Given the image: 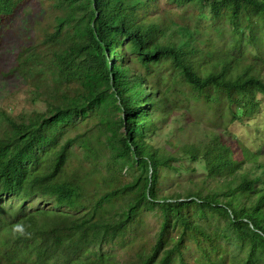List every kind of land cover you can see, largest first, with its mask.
<instances>
[{
  "label": "trees",
  "instance_id": "16d2710c",
  "mask_svg": "<svg viewBox=\"0 0 264 264\" xmlns=\"http://www.w3.org/2000/svg\"><path fill=\"white\" fill-rule=\"evenodd\" d=\"M21 1L0 0V23ZM51 1L58 16L53 31L17 57L21 74L48 91L42 96L47 110L32 114L30 121L5 114L12 134L0 139V194L26 200L36 194L70 212L42 209L37 215L0 218V225L17 228V238L10 243L0 237V246L28 252V264H114L105 247L115 244L138 247L135 258L123 264H264V173L237 181L245 173L246 158L261 166L257 159L241 151L239 141L236 147L220 142L213 122L203 121L211 141H191L182 129L170 143L176 154L187 137L183 151L192 162L205 163L206 179H191L184 191L167 190L174 158L146 140L165 120L166 95L171 105H178L187 101L180 94L185 90L196 100L212 101L215 94L219 106L234 105L230 113L236 120L257 109L256 95H264V81L248 71L237 72L231 63L230 69H213L216 62L198 67L197 56L186 48L176 51L160 42L162 23L137 0ZM184 1L210 3L212 22H230L242 39L247 40L249 30L248 41H259L240 24H264V0ZM61 35L73 40L68 49L61 47ZM136 72L139 76L130 82ZM146 87L163 102H152L149 114L128 112L144 105ZM120 110L124 112L118 117ZM80 114L86 117L75 137H69V121ZM214 177L219 178L216 187L209 186ZM99 181L105 189L94 196L93 184ZM171 183L181 187L183 182L172 177ZM148 205L159 222L156 236L141 233V215ZM122 209L125 216L118 218ZM215 217L225 226L214 224ZM222 242L240 244V254L220 252Z\"/></svg>",
  "mask_w": 264,
  "mask_h": 264
},
{
  "label": "rangeland",
  "instance_id": "374dc122",
  "mask_svg": "<svg viewBox=\"0 0 264 264\" xmlns=\"http://www.w3.org/2000/svg\"><path fill=\"white\" fill-rule=\"evenodd\" d=\"M137 2L146 4L149 14L157 16V20L162 23L160 42L169 45L176 51H184V48H186L188 52L194 55V58L197 56L196 65L198 67L199 65L208 67L216 62V67L213 69L220 70L228 65L230 69L231 63L232 68L237 72L248 71L250 75L257 76L264 81L263 23L260 25V22L257 21L253 24V27H247L243 22L240 24L244 29H251L255 39L259 40L257 43H250L248 41L250 40L249 30L245 33L247 40H244L239 36V33L232 32V23L215 24L212 22L210 20V3L194 4L187 3L184 0H137ZM53 4L55 2L51 0H22L14 14L0 23V139H6L12 134L4 119L5 114L17 121L21 117L30 121L32 120V114L44 113L47 110L48 103L42 97L44 91L47 90L35 87L28 75L21 74L17 57L26 48L34 46L44 33L53 31V26L58 20ZM62 31L64 34L67 29L65 28ZM72 42L71 38L63 36L61 47L64 50L68 49ZM39 50H41L40 47ZM222 60L227 64L221 63ZM165 75L163 73V76ZM138 76L137 72L132 73L128 79L131 82ZM52 81L50 77L48 86H53ZM164 90L165 88L160 91L163 92ZM187 92V90L184 93L180 92V94L187 97L185 103L171 105L167 100L168 95H166L164 103L159 94L157 95L155 91H151L149 87H146L144 89V105L135 110L128 108V112L149 114L151 112L149 106L152 102L157 100L160 103L162 101L165 105L162 109L165 120L157 123V130L147 135L146 140L158 148L167 149L168 155L174 158V170L169 171L170 176L166 179V183L169 184V187H166L167 190L184 191L186 187L190 188L191 179L200 177L206 179L208 172L205 170V163L203 161L202 163L192 162L191 155L183 151L188 149V145L185 144L187 137L182 138H185V142L179 144L180 150L176 154L171 153L170 143L171 139L180 133L182 129H186L191 134V141H199V144L211 141V133L203 132L207 128L201 124L203 121L213 122V131L216 132L220 142L224 141L229 144V147H236V141H239L241 151L244 149L248 156L256 158L261 164V166L254 165L253 161L246 158L245 173L239 174L237 181H241L246 176L254 178L262 172L264 173V95H256L257 109L252 114H246L233 120L230 107L234 105L224 103L219 106L220 103L219 101L216 103L217 96L215 94L212 101H208L196 100L197 98L193 94L187 95ZM238 98L240 99L242 96L238 95ZM123 112L124 110L122 112L120 110L117 116L119 117ZM241 113L242 110L239 109V114ZM46 117L49 118V115L47 114ZM85 117L80 114L69 121V124H72L68 132L69 137H75L77 127ZM240 156L242 159L245 158V155L240 154ZM135 166H138V161H135ZM98 167L101 168V166ZM124 175L130 177L128 168L124 169ZM172 177L183 182L180 183L181 187L172 185ZM218 181L219 178L216 177L214 182L208 180V184L216 187ZM89 182L90 180H87L85 184L91 190ZM93 185L95 186V189L92 190L94 196L103 193L105 184L102 181ZM42 209L70 212L68 207L59 206L36 194L28 200L19 199L13 194H0V218L5 220L13 219L22 212L28 214L33 212L34 215H37L38 213L35 211ZM117 216L118 218L125 216V210H120ZM141 216L145 219V224L140 226L141 233L148 237L156 236L157 226L159 225L156 211L148 205L145 208L144 215ZM212 221L214 224H221L220 227L226 224L219 217H215ZM16 230L14 224L6 227L5 224L0 225V237L9 240L11 243L17 238L15 235ZM239 247L241 248L240 244L238 245L235 242L231 243V246H227L222 242L219 245V251L229 253L232 256V254H240ZM133 248L138 250L137 246H133ZM105 250L112 255L111 261L114 264H123L135 258V251L127 245L121 247L115 244L109 246L108 249L105 247ZM217 253V251H214L212 254L216 256ZM242 255H245L244 250H242ZM27 257L28 252L15 246H0V264H28V259H24ZM18 258L22 259L18 260ZM232 259V257L229 258L230 263Z\"/></svg>",
  "mask_w": 264,
  "mask_h": 264
}]
</instances>
